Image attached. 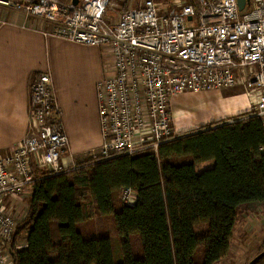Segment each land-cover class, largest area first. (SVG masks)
I'll return each mask as SVG.
<instances>
[{
	"label": "built area",
	"instance_id": "obj_1",
	"mask_svg": "<svg viewBox=\"0 0 264 264\" xmlns=\"http://www.w3.org/2000/svg\"><path fill=\"white\" fill-rule=\"evenodd\" d=\"M108 4L0 0V7L52 24L58 38L103 51L106 69L96 84L101 144L90 159L156 154L174 136L169 100L187 93L246 85L264 126V0H245L241 11L237 0H183L168 13L145 0L115 23L106 19ZM30 92L29 132L0 155V264H12L17 226L1 201L30 187L35 171L56 174L71 167L60 163L68 139L50 74L37 75ZM120 193L124 205L135 203L131 189Z\"/></svg>",
	"mask_w": 264,
	"mask_h": 264
},
{
	"label": "trees",
	"instance_id": "obj_2",
	"mask_svg": "<svg viewBox=\"0 0 264 264\" xmlns=\"http://www.w3.org/2000/svg\"><path fill=\"white\" fill-rule=\"evenodd\" d=\"M233 120L174 135L156 154L87 159L56 174L35 171L28 211L9 248L12 264H114L108 238L76 230L90 217L87 198L100 215L114 214L120 236L139 237L142 257L134 258L125 240L123 264H194L199 247L202 264H216L230 250L236 210L264 202L263 122L254 112ZM188 156V163L170 162ZM123 189L136 201L121 202L115 212L113 197ZM204 224L207 231L197 235L195 227ZM22 234L25 247L17 249Z\"/></svg>",
	"mask_w": 264,
	"mask_h": 264
},
{
	"label": "crops",
	"instance_id": "obj_3",
	"mask_svg": "<svg viewBox=\"0 0 264 264\" xmlns=\"http://www.w3.org/2000/svg\"><path fill=\"white\" fill-rule=\"evenodd\" d=\"M51 1L60 5L72 0ZM118 17L115 21L107 16L106 19L115 23ZM0 20L4 22L0 27V155L9 153L27 136L31 86L37 75L47 72L52 78L62 128L68 139L60 163L73 167L90 159L99 152L101 144L96 84L106 69L103 51L58 38L53 34L52 24L23 12L0 7ZM187 95L190 93L179 96ZM215 120L191 121L189 125L173 122L172 128L176 126L174 134L185 133ZM30 195L28 187L22 194L1 201L17 225L26 216ZM20 238L15 245L17 249L25 247V234Z\"/></svg>",
	"mask_w": 264,
	"mask_h": 264
},
{
	"label": "rangeland",
	"instance_id": "obj_4",
	"mask_svg": "<svg viewBox=\"0 0 264 264\" xmlns=\"http://www.w3.org/2000/svg\"><path fill=\"white\" fill-rule=\"evenodd\" d=\"M144 1L109 0L106 10L107 19L115 21L120 12L127 9H138ZM153 1L159 13H168L173 9H177L183 2V0ZM179 97H173L169 100V110L172 115V121L175 124L182 125H189L191 121L196 122L208 118L217 119L214 123L227 120H229L228 122H233L236 115L245 111L253 113L256 106L255 95L246 85H237L233 88H223L217 91ZM174 127L176 128L175 125ZM190 160L191 158L188 156L175 158L170 162L175 165H181L188 163ZM120 192H117L113 197L115 212L119 211L121 207ZM83 205L85 212L90 217L86 221L77 224L76 230L97 238H108L112 247L114 264H123L124 262L125 240L129 243L132 256L134 258L142 257V246L139 237L137 235H129L126 239L120 236L116 230L114 214L109 216L100 215L90 198H87ZM195 231L197 235L205 233L207 225L195 227ZM263 244L264 202L243 205L236 210V222L230 240V250L216 264H248L252 258L259 254ZM203 251L202 247L196 250L193 256L194 264H202ZM50 258L53 259L54 256Z\"/></svg>",
	"mask_w": 264,
	"mask_h": 264
},
{
	"label": "water",
	"instance_id": "obj_5",
	"mask_svg": "<svg viewBox=\"0 0 264 264\" xmlns=\"http://www.w3.org/2000/svg\"><path fill=\"white\" fill-rule=\"evenodd\" d=\"M79 0H72L71 3L72 5L76 6L78 4ZM239 10L241 11L243 9L245 0H237ZM190 20V18L188 19ZM264 257V251L260 252L257 254L254 258H252L248 264H255L258 260Z\"/></svg>",
	"mask_w": 264,
	"mask_h": 264
}]
</instances>
